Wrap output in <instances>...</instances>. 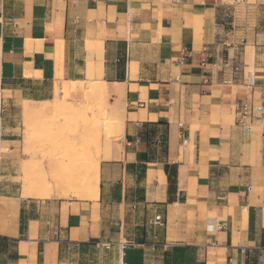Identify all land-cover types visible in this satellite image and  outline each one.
<instances>
[{
    "label": "crops",
    "instance_id": "0c3cea01",
    "mask_svg": "<svg viewBox=\"0 0 264 264\" xmlns=\"http://www.w3.org/2000/svg\"><path fill=\"white\" fill-rule=\"evenodd\" d=\"M93 82L119 132L96 197L23 194L13 113ZM251 99L264 0H0V264H264V116L236 117Z\"/></svg>",
    "mask_w": 264,
    "mask_h": 264
},
{
    "label": "rangeland",
    "instance_id": "374dc122",
    "mask_svg": "<svg viewBox=\"0 0 264 264\" xmlns=\"http://www.w3.org/2000/svg\"><path fill=\"white\" fill-rule=\"evenodd\" d=\"M254 1L246 0L249 4ZM225 12L227 13L224 15L225 20H232L234 8L229 7ZM246 14L251 20L255 18L253 8H239L236 10V22L242 23V16ZM100 96L101 93L95 94L92 105L87 107L83 96L75 100L69 99L76 105V108L81 105L86 111L78 109L75 113L63 114V118H60L61 115L54 110L37 111V104L34 105L36 109L27 113H23L22 108L21 115H18L17 111L13 113L15 129L8 131V134L13 133V138L16 139L12 157L15 160L22 158V165L25 162L28 163L25 167L23 165L22 181L26 174H30V171L41 172L40 169H42L44 170L43 177L49 174L50 182L47 185L43 182L35 185L39 194H43L41 193L43 191H46L43 195L58 194L59 182L63 184L72 171L80 172L87 165L85 162H89V156H98L99 159L107 158L109 150L113 152L119 146V132L112 122L104 121L97 130L95 129V132L92 131L95 126L96 113L103 111L104 118L115 114L113 113L115 108L109 103V95L104 101ZM60 97L62 96L59 92L55 93V99ZM91 113L94 114L93 117ZM20 147L21 152H19ZM0 148V154H6L9 151L7 145H1ZM63 192L71 194L68 190H63Z\"/></svg>",
    "mask_w": 264,
    "mask_h": 264
},
{
    "label": "bare ground",
    "instance_id": "6f19581e",
    "mask_svg": "<svg viewBox=\"0 0 264 264\" xmlns=\"http://www.w3.org/2000/svg\"><path fill=\"white\" fill-rule=\"evenodd\" d=\"M99 93H100V88H99L98 83L93 82L89 84L87 90L85 91V97H84V100H85L84 103L86 107L92 103V99L94 95L99 94ZM35 104H37L38 106L37 111L54 110V112H57L58 114L61 115L60 118H63V114H70L73 112L75 113L78 109H84V107L81 105L80 107L76 108L75 107L76 105L72 103L69 99L60 97V98L54 99L53 101H43V102H38V103L23 102L22 104L23 113H27L28 111H31L32 109L33 110L36 109V107L34 106ZM91 115L93 117L94 114L91 113ZM95 116H96L95 126H94V129L92 130L94 132L97 130V128H99L102 122L106 121V119L103 116V111L102 112L99 111L98 113H96ZM95 134L97 136L98 131ZM88 159H89V162L88 161L85 162V164L87 165L84 166V168L80 172H78L77 170H76L77 172L72 171L69 174V178L66 181H64L63 184L62 182H59V192L60 193L58 192V194L64 195L65 193L63 192V190H68L71 194H65V196H68V195L70 197L84 196L88 198L96 197L97 191H98V184H99V158L98 156H95V157L89 156ZM23 165L25 167V165H28V163L25 162V164L23 163ZM40 170L41 172H39L38 170H35V171H30L29 175L27 174L25 175V178L23 179V194L25 195L30 194V195L35 196L39 194L35 188L36 184H38L39 182L41 183L43 182L45 183V185H47L50 182L49 174L43 177L44 170L42 169Z\"/></svg>",
    "mask_w": 264,
    "mask_h": 264
},
{
    "label": "built area",
    "instance_id": "2783aa9c",
    "mask_svg": "<svg viewBox=\"0 0 264 264\" xmlns=\"http://www.w3.org/2000/svg\"><path fill=\"white\" fill-rule=\"evenodd\" d=\"M227 63L224 64V67ZM237 70V66L234 67ZM245 88L252 91L257 86V78L255 72H247L245 76ZM264 116L263 103H255L251 100H244L236 105V117L237 122L244 128L250 129L251 124L255 119H259ZM151 224L163 226L164 222L162 216L157 214L151 219Z\"/></svg>",
    "mask_w": 264,
    "mask_h": 264
},
{
    "label": "trees",
    "instance_id": "16d2710c",
    "mask_svg": "<svg viewBox=\"0 0 264 264\" xmlns=\"http://www.w3.org/2000/svg\"><path fill=\"white\" fill-rule=\"evenodd\" d=\"M1 240H4L5 242L2 243ZM8 241H9L10 244L7 243ZM11 241L12 240L7 239V238H2V239L0 238V242H1L0 243V253L2 252V249H6L8 247V244L9 245H12L13 244ZM186 248H189V247H186ZM172 251H173V254H172V260L173 261H175L178 257H180V258L182 257L183 248L174 247ZM165 256H169V254L166 253ZM8 257H10V255H8ZM11 257H12V255H11ZM167 261H168L167 258H165V264L168 263ZM251 262H254V260H251Z\"/></svg>",
    "mask_w": 264,
    "mask_h": 264
}]
</instances>
